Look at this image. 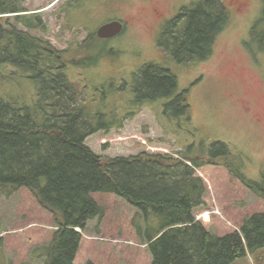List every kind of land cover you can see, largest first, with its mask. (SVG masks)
<instances>
[{
    "label": "rangeland",
    "instance_id": "1",
    "mask_svg": "<svg viewBox=\"0 0 264 264\" xmlns=\"http://www.w3.org/2000/svg\"><path fill=\"white\" fill-rule=\"evenodd\" d=\"M198 1L18 0V5L26 14L39 16L45 25L44 31L29 33L57 51L81 48L90 34L101 41L91 53L96 55L101 48L106 52L96 65L69 66L65 71L87 101L95 99L93 112L112 114L122 121L121 127L86 139L96 155L113 159L146 153L178 158L188 147L198 153L201 147L219 142L228 147L245 178L260 182L264 171V50L247 44L262 14L263 0H222L231 18L217 36L211 56L180 65L158 50L157 40L164 24L182 7ZM0 18L1 22L13 19L11 15ZM111 21L124 23L122 34L110 40L97 38V29ZM18 28L26 30L21 25ZM145 64L168 69L177 80V91L169 98L136 106L132 87ZM185 90L192 120L165 116V104ZM34 95L35 86L27 79L0 84V97L6 100L30 104ZM129 113L133 115L125 119ZM195 172L207 191L205 205L194 216L207 231L226 236L239 231L245 218L264 213V200L225 167L207 165ZM10 189H0V264H44V249L57 230L55 219L28 190ZM92 198L104 215L90 221L81 233L74 264H150L151 254L135 229L139 222L143 227L136 220L137 210L111 194ZM156 222L153 217L152 225ZM233 264H264V248Z\"/></svg>",
    "mask_w": 264,
    "mask_h": 264
},
{
    "label": "trees",
    "instance_id": "2",
    "mask_svg": "<svg viewBox=\"0 0 264 264\" xmlns=\"http://www.w3.org/2000/svg\"><path fill=\"white\" fill-rule=\"evenodd\" d=\"M5 15L13 19L1 22L0 18V84L27 79L33 82L35 95L30 104L0 97V189H26L53 215L57 230L44 249V264H74L81 233L90 221L104 215L94 194L114 195L137 210L136 220L143 227L139 222L135 229L151 254L150 264H233L264 248V213L245 218L239 231L222 237L207 231L194 216L205 205L207 191L196 169L223 166L262 200L264 171L260 182L248 180L228 147L219 142L201 147L198 153L188 147L178 158L146 153L113 159L96 155L86 139L121 127L122 121L93 112L95 99L87 101L65 71L69 66L96 65L106 53L101 48L91 55L101 41L90 34L81 48L57 51L29 33L44 31L45 25L39 16L26 14L18 0H0V17ZM230 18L222 0L191 3L164 24L157 48L180 65L202 62L211 56ZM252 44L264 50V7L250 30L247 46ZM134 79L136 106L169 98L177 91L176 78L161 65L145 64ZM164 115L192 120L187 90L165 104ZM153 217L158 220L155 225Z\"/></svg>",
    "mask_w": 264,
    "mask_h": 264
},
{
    "label": "water",
    "instance_id": "3",
    "mask_svg": "<svg viewBox=\"0 0 264 264\" xmlns=\"http://www.w3.org/2000/svg\"><path fill=\"white\" fill-rule=\"evenodd\" d=\"M123 29L120 21H111L101 25L97 31L96 36L101 40H109L118 36Z\"/></svg>",
    "mask_w": 264,
    "mask_h": 264
},
{
    "label": "flooded vegetation",
    "instance_id": "4",
    "mask_svg": "<svg viewBox=\"0 0 264 264\" xmlns=\"http://www.w3.org/2000/svg\"><path fill=\"white\" fill-rule=\"evenodd\" d=\"M154 13H155V14H157V10H155V11H154ZM121 22H122V21H121ZM122 25H123V29H122V31H121V33H120V34H122V32H123V31H124V29H125V27H124L125 25H124V23H123V22H122ZM120 34H119V35H120ZM119 35H118V36H119Z\"/></svg>",
    "mask_w": 264,
    "mask_h": 264
}]
</instances>
